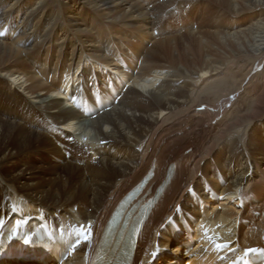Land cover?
I'll use <instances>...</instances> for the list:
<instances>
[{
    "label": "bare ground",
    "instance_id": "1",
    "mask_svg": "<svg viewBox=\"0 0 264 264\" xmlns=\"http://www.w3.org/2000/svg\"><path fill=\"white\" fill-rule=\"evenodd\" d=\"M200 1L0 0V217L23 198L24 211L89 224L92 242L64 264H87L123 196L150 169L161 181L172 165L137 261L157 242L168 248L157 264L182 256L183 239L159 229L217 169L228 179L220 193L231 196L197 212L209 237L191 260L218 264L210 255L218 237L240 252L264 246V0H216L212 31L202 18L194 25ZM246 10L254 18L240 27ZM124 54L130 86L109 110L86 118L62 98L69 73L96 75L99 62L116 65ZM237 194L257 202L242 210Z\"/></svg>",
    "mask_w": 264,
    "mask_h": 264
},
{
    "label": "rangeland",
    "instance_id": "2",
    "mask_svg": "<svg viewBox=\"0 0 264 264\" xmlns=\"http://www.w3.org/2000/svg\"><path fill=\"white\" fill-rule=\"evenodd\" d=\"M215 1L216 0H201L200 1V3H199V8L197 7V8H195L194 9V13H193V15H194V19H196L195 20V27L197 26V23H200V21L203 19L204 20V24L201 26V29L202 30H209V31H212L213 30V28H212V22H210V21H213V20H215L216 19V17L217 16H219V14H221V12H219V8H217L216 7V5H215ZM208 4L210 5L209 7H208ZM213 4V5H212ZM212 5V6H211ZM206 6V7H205ZM214 6V7H213ZM210 7L212 8V9H210ZM209 9H210V11H209ZM225 10V9H224ZM204 11V12H203ZM208 11V12H207ZM226 11L227 12H229V13H231L232 11L230 10V9H226ZM215 12V13H214ZM208 13V14H207ZM243 14H242V16H239L240 17V20H241V22L240 23H238V26H242V27H245V26H247L249 23H250V21L254 18L252 15H250V12L248 11V10H246V11H244V12H242ZM211 15V16H210ZM203 16H204V18L206 19H204L203 18ZM200 17V18H199ZM209 17V18H208ZM202 18V19H201ZM207 22V23H206ZM208 22H209V24H208ZM214 22V21H213ZM210 27V28H209ZM183 31V29L181 28V30H180V32H179V34L181 33ZM185 31V30H184ZM186 37V39L188 38L187 36H185ZM179 42L181 43V45H182V48L184 47V41L183 40H179ZM149 45H151V43H149ZM17 82V81H16ZM140 89V88H139ZM22 90V89H21ZM66 132H68V130H66ZM70 132V131H69ZM226 199V198H225Z\"/></svg>",
    "mask_w": 264,
    "mask_h": 264
},
{
    "label": "snow or ice",
    "instance_id": "3",
    "mask_svg": "<svg viewBox=\"0 0 264 264\" xmlns=\"http://www.w3.org/2000/svg\"><path fill=\"white\" fill-rule=\"evenodd\" d=\"M86 238H87V237H86ZM216 246H217V247H223L224 245L217 243ZM247 251H248V252H252V251H255V250H253V249H248ZM246 264H247V262H246Z\"/></svg>",
    "mask_w": 264,
    "mask_h": 264
}]
</instances>
